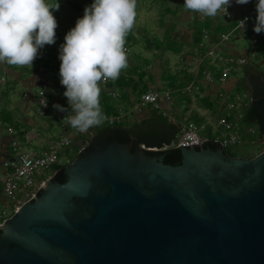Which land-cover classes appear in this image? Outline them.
<instances>
[{"label": "water", "instance_id": "obj_1", "mask_svg": "<svg viewBox=\"0 0 264 264\" xmlns=\"http://www.w3.org/2000/svg\"><path fill=\"white\" fill-rule=\"evenodd\" d=\"M264 135V77L246 78ZM89 149L0 227V264H264V151L178 147L164 163L144 142Z\"/></svg>", "mask_w": 264, "mask_h": 264}, {"label": "clouds", "instance_id": "obj_2", "mask_svg": "<svg viewBox=\"0 0 264 264\" xmlns=\"http://www.w3.org/2000/svg\"><path fill=\"white\" fill-rule=\"evenodd\" d=\"M250 0H235L238 5ZM233 0H184L183 7L209 18L229 15ZM137 0H93L82 18L64 37L59 47L60 84L69 108L54 104L67 113L69 125L78 132L100 126L103 114L101 81H116L129 67L125 43L136 19ZM58 0H0V63L31 67L45 45L56 42L58 22L53 10ZM254 31L264 32V0H257ZM244 28V21L239 22ZM70 113V114H69Z\"/></svg>", "mask_w": 264, "mask_h": 264}, {"label": "built area", "instance_id": "obj_3", "mask_svg": "<svg viewBox=\"0 0 264 264\" xmlns=\"http://www.w3.org/2000/svg\"><path fill=\"white\" fill-rule=\"evenodd\" d=\"M256 3L257 0H250L245 4L246 12L240 16H235L231 8L228 9L229 15L222 17L227 22L234 23L233 26L228 28L225 32H221L216 40L209 30L203 31L202 39L195 48L194 53L191 55L188 64L196 68V73H202L203 79L208 85H224L231 75L237 70L242 69L249 65L254 53L244 52L242 54H234L230 50H235V44L230 47L233 38L240 39L238 33H246L253 37V44L259 45L258 39L264 40V32L257 34L253 29L256 23ZM204 19L203 15H201ZM244 21V28L239 22ZM233 44V43H232ZM204 68V71H203ZM104 86H109L112 83L111 80L101 81ZM50 88L47 83L41 85L38 100V114L45 118L48 115L49 102L46 98L45 90ZM197 82L193 81L185 89L167 90V91H150L141 97V105H152L158 108V101L160 97L167 101L172 100L173 93H187L193 90H198ZM112 97L117 98L120 94L116 91L111 93ZM231 94L222 95L225 106L221 117L206 120L200 124L189 122L185 124L178 136L177 141L173 144L174 147H191L202 145L204 142L216 143L221 148L226 150L227 148L237 147L244 145L247 138L257 137V141L251 140L249 144L255 146H264V135L260 134V126L258 124H250L245 121V114L238 113V109L245 110L250 107L251 95H239L235 94L236 101H229ZM28 95H25V98ZM249 99V102L246 101ZM2 103L0 101V112ZM249 109V108H248ZM222 111V110H221ZM104 123H114L121 121V117H108ZM67 120V118H66ZM215 122V124H213ZM216 126L212 132V137L204 134L208 128ZM94 128L89 129L87 132H78L80 136L88 135L89 140L94 137ZM0 130H4V126L0 123ZM9 135H14L15 130L11 127L7 129ZM68 133L60 138L51 139L46 148L40 150L38 153L34 151L25 152L22 149L21 143L17 140L12 141V148L15 152L13 159L7 160L2 164L3 173L0 176V184L6 202L3 207V211H0V227L7 220V210H12L13 214L16 213L19 208L26 202L32 201L37 193L41 190L42 186L47 180L52 179L56 173L63 169V164L60 154L67 147L71 146L73 141ZM84 141V139H80ZM82 150H86L88 146H83ZM152 149V148H147ZM264 151V149H263ZM80 153V152H79ZM261 153V152H260ZM260 153L254 152V157Z\"/></svg>", "mask_w": 264, "mask_h": 264}, {"label": "rangeland", "instance_id": "obj_4", "mask_svg": "<svg viewBox=\"0 0 264 264\" xmlns=\"http://www.w3.org/2000/svg\"><path fill=\"white\" fill-rule=\"evenodd\" d=\"M178 1L181 0H137V15L135 19V24L133 29L128 33L126 37L125 49L129 61V67L125 71L128 73L131 70L129 69L130 67H136L139 71H147L148 75L145 80L147 81L149 90L152 86H155L158 91L162 92L167 90L179 91V89L181 88L185 89L188 85H190V83L192 82L191 80H193L192 78L196 68L194 66H189V64L186 62L184 57L181 56V54H175L165 50L156 51L154 50V48H149L147 45L148 41L154 42L155 39L165 41V32L171 28L170 26L172 24L175 25V29L172 32L174 39L183 40L185 38L186 31L182 30V28H190L188 26H193L195 20L192 19L190 21H187V19L190 17L188 10H186L184 7H180ZM46 2L55 3L57 2V0H46ZM58 3L59 9L54 10L53 15L58 22V28L56 29L57 40L55 42V55L57 59L55 62L60 65L61 62L59 60V47L62 43H64L65 35L70 29L75 27L77 19L81 16L80 12L82 11L84 14L85 7L90 6L93 3V0H58ZM167 8L170 9L171 13L173 14H168V12L166 11ZM190 34L191 32H187V36H190ZM238 36H241L240 39L234 38L231 41V44H235L234 49L237 50L239 53L255 52L247 67L254 68L264 74V60L262 59V57H260V55L264 56V40L258 39L259 45L254 46L252 36L246 33H238ZM183 44L186 43L183 41ZM144 61L148 62V65H146L147 67L145 66ZM247 67H243L242 69L237 70L229 78L230 80L238 79V83L234 91L231 93L229 101H236V97L234 96L235 94H239L241 96L250 94L249 88L243 85L244 79L246 80L245 70L247 69ZM48 71L49 73H46V76L44 78H46L47 84L53 90V97L60 98L58 90L55 89L56 81H58V84L60 83L59 70ZM51 88H46L45 90L47 99H49L48 96L51 92ZM105 88H107V90L110 89L109 86ZM17 90L18 95L12 94V99L20 102L21 93L24 91L22 86L19 85L17 87ZM38 91L39 90L37 88L34 89V92L38 93ZM201 93L202 92H196V90L187 93H173V100L169 104L176 112L175 115L177 121H180L181 123H186L187 121H197L195 114L197 112H192V110H190L189 108V105L197 98L201 97ZM111 99L113 105H115V107L119 110V113H125L129 111L132 107V105L128 102H121L120 98L118 99L111 96ZM140 100L141 96L137 99V101ZM203 100L204 103L208 102V104H211L212 106L216 107L215 103L209 102V100L205 97L203 98ZM203 100L201 99L202 103ZM246 101L249 102V99H246ZM204 106L208 107L205 104ZM248 108H246L245 110L239 108L238 113L242 112L245 114ZM221 115L222 112L219 113L217 110L215 111V117L219 118L221 117ZM134 118V113L130 112L124 120L127 121V124H131ZM67 121L68 120H66V122ZM105 124L106 123L103 122L101 126H105ZM213 124H215V122H213ZM215 128V125L212 128H208L204 134L212 137L211 134L215 130ZM50 134L52 135V132ZM54 134L58 138L61 137V131L59 129H57ZM68 134L73 137V143L60 154V158L62 159V162L65 165H69L78 158V139H90L88 135L80 136L79 134H77V130L73 129L71 126L68 130ZM251 140L257 141V137H248L244 145L227 148L225 152L232 157L254 158V152H262L264 146L257 147L253 144L251 145L249 144V141ZM23 150L25 152L34 151L38 153L40 151V146H37V144L35 143L27 145L24 144ZM3 207V204L0 205V211L4 210ZM7 213L8 217H11L13 215L12 210H7Z\"/></svg>", "mask_w": 264, "mask_h": 264}, {"label": "crops", "instance_id": "obj_5", "mask_svg": "<svg viewBox=\"0 0 264 264\" xmlns=\"http://www.w3.org/2000/svg\"><path fill=\"white\" fill-rule=\"evenodd\" d=\"M180 7H183L184 0L178 1ZM181 3V4H180ZM232 12L235 14V16H240L244 12H246V6L244 5H238L235 3V0H233L232 6L230 7ZM189 18L187 21H190L192 19L195 20L193 26H188L190 28H182V30L186 31V36L183 40H176L180 45L182 46V52L180 53L181 56L184 57L186 62L188 63V60H190L191 55L194 53L195 48H197L198 44L203 41L202 34L203 31L209 30L212 32V35L217 40L218 35L221 32H225L228 28L234 25L232 22L225 21L222 17L218 16L216 18H209L206 16H203L204 19H202L200 14L192 13L191 11H188ZM221 25H224V29H220ZM194 27V28H193ZM187 32H191L190 36H187ZM199 35V38L197 40V37ZM234 39V38H233ZM183 41L186 44H183ZM233 44L230 45L233 46ZM230 52H233L234 54H242L239 53L237 50H230ZM183 59V60H184ZM33 63L32 68L31 67H20L17 65H9L6 62L0 63V101L2 103V108L0 112V123L4 126V130H0V176L3 173L2 164L10 159H13L15 157V152L12 148V141L15 139L21 143L22 149L24 144H31L35 143L37 146H40V150H43L46 148L47 143L51 139L58 138L54 132H56L57 129L61 131V136H64L66 133H68V121L64 126L60 123V117H62L61 113L53 107L54 104L60 105V98L59 97H53V90L51 88V92L49 93V109H48V115L43 118L38 114V100H39V92L41 85L44 83H47L46 78H44L46 73H49V71L46 68H42L40 65H35ZM190 66V65H189ZM247 67V66H246ZM159 68V67H158ZM167 69V68H166ZM126 69L123 70V72ZM204 71V68H203ZM255 73V72H251ZM191 79V78H190ZM193 81H196L199 86V89L196 90V92H202L201 97L197 98L195 101H193L189 108L192 110V112H197L196 119L198 121H187L186 123H181L180 121L176 120L175 110L170 106L169 103L171 101H167L162 97H160L158 101V108L153 107L152 105H141L138 106V104L141 103L140 101H137L135 96H130V103L132 107L129 111L125 113H119L117 116L112 117H121L122 123H124L127 126H131L135 124L136 122L140 123L144 120H148L152 112L154 110H159V112H162L165 116L168 117L169 122L171 124L176 125L180 128V132L182 127L189 123L194 122L197 124L202 123L206 120H211L213 116L215 118V111L217 110L219 113H223V108L225 106L224 99L222 98V95H228L231 94L237 83L238 79L228 80L224 85L214 84V85H208L203 79L202 73H196V70L193 74ZM58 81L55 83V89H59ZM22 86L23 91L21 93V101H16L12 99V94H17L18 90L17 87ZM37 88L39 91L34 92V89ZM161 88V87H160ZM182 89V88H181ZM118 92L120 94L118 99H121V102H123L122 92L116 87L114 84L113 87L108 89V95L112 96L111 93ZM150 91H158V89L154 86L151 87L150 90H148L146 93H149ZM146 93H143L142 96ZM28 95V97L25 98V95ZM18 95V94H17ZM20 96V95H19ZM141 96V97H142ZM206 98L211 103H215L216 107H205L204 106V100L203 98ZM201 99L203 100V103L201 102ZM120 102V103H121ZM200 103V105H199ZM222 110V111H221ZM134 113L135 118L132 120L131 124H127V121L124 119L127 117L128 113ZM199 113V114H198ZM107 116V115H105ZM217 118V117H216ZM11 127L15 130L14 135H9L7 129ZM54 131V132H53ZM52 132V135L50 134ZM179 132V134H180ZM178 134V136H179ZM178 139V137H177ZM177 141V140H176ZM175 141V142H176ZM81 141L78 140V145L81 146ZM174 144V143H173ZM6 202V199L4 197L2 186L0 184V205H4Z\"/></svg>", "mask_w": 264, "mask_h": 264}, {"label": "trees", "instance_id": "obj_6", "mask_svg": "<svg viewBox=\"0 0 264 264\" xmlns=\"http://www.w3.org/2000/svg\"><path fill=\"white\" fill-rule=\"evenodd\" d=\"M166 11L168 12V14L171 13V10L168 8L166 9ZM80 15V18H82V11L80 12ZM170 27L171 28L165 32V41H160L158 39H155L154 42L148 41V47L154 48V50L156 51L165 50L175 54H180L182 52V46L174 39L172 35V32L175 29V25L172 24ZM224 28L225 26L221 25L220 29ZM198 38L199 35L197 37V40ZM39 52L40 55L34 61L35 65H40L42 68H46L48 70H59L60 65L55 62L57 59L55 55V43L52 45H45L42 49L39 50ZM260 57H262V59L264 60L263 55H260ZM146 65H148L147 61L145 62V66ZM129 69L131 70L128 73L121 71L119 78L116 81L111 80L112 83L109 84V88H111L115 84L116 87L122 92V100L124 103H130L131 95L135 96V98L138 99L140 96H142L143 93H146L149 90L147 81L145 80L148 72L145 70L139 71L136 67H130ZM251 72L261 74L264 77V74L260 71L254 68L247 67V69L245 70L246 78ZM243 85L245 87H248L246 85L245 79ZM59 86L60 87L57 90L60 95V105L64 108H69L67 98L63 95L65 88L60 83ZM99 86L102 89L100 103L103 114L107 115L108 117L117 116L119 114V110L115 107V105H113L111 96L108 95V90L107 88H105L107 86H104L102 83ZM205 105L208 107H212V105L208 104V102H205ZM59 112L62 115V117H60V123L62 124V126H64L67 113L61 111ZM245 121L250 124H258L259 126L261 124L259 111L252 105L245 113ZM69 129L70 125L68 126V130ZM179 132L180 128L174 124H171L167 116H165L162 112H159V110H154L148 120H144L140 123L136 122L131 126L126 127V125L122 123V121H116L112 124L106 123L105 126L100 125L98 127H95L94 137L92 141L93 143H99L100 141H118L120 143H127L131 147L132 151L139 143L144 142L147 148H156L158 150H162L165 147L175 143ZM78 140H80V138ZM205 147L211 148L213 150L217 148L216 145L211 143L207 144ZM157 154L164 155L165 164L176 166L181 162V153L177 147L162 150ZM55 179L60 183H64L66 181V177L62 171L59 172Z\"/></svg>", "mask_w": 264, "mask_h": 264}, {"label": "flooded vegetation", "instance_id": "obj_7", "mask_svg": "<svg viewBox=\"0 0 264 264\" xmlns=\"http://www.w3.org/2000/svg\"><path fill=\"white\" fill-rule=\"evenodd\" d=\"M262 106H264V100L262 101ZM93 143V142H92ZM89 149V146L87 147L86 151Z\"/></svg>", "mask_w": 264, "mask_h": 264}]
</instances>
